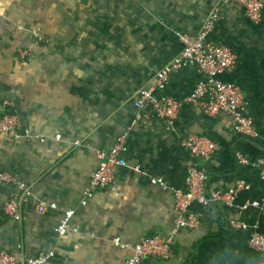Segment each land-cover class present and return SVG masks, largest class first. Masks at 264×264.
I'll use <instances>...</instances> for the list:
<instances>
[{"label": "crops", "instance_id": "1", "mask_svg": "<svg viewBox=\"0 0 264 264\" xmlns=\"http://www.w3.org/2000/svg\"><path fill=\"white\" fill-rule=\"evenodd\" d=\"M221 0H0V112L12 104L21 131L44 139L12 142L0 136V172L31 188L33 198L22 219L11 220L3 205L18 194L13 185L0 190V250L16 258L52 252L46 264H121L128 251L113 240L132 244L143 236L165 235L173 223L172 198L151 180L181 189L190 161L181 147L190 134L218 145L207 164V188L226 190L239 179L251 189L237 205L262 197L263 183L254 166H240L235 153L254 162L264 156V14L251 23L241 7L221 8L210 40L233 49L238 62L222 79L243 93L244 114L256 137L237 136L227 116H202L186 104L172 123L141 116L130 133L125 161L115 183L98 191L87 206L81 194L97 168L95 151L111 148L138 113L137 93L150 88L157 74L181 53L175 36L197 33ZM46 41L36 42V35ZM31 55L19 59V50ZM206 77L195 67L171 75L158 98L187 99ZM59 137V140H54ZM140 168L139 172L134 171ZM36 201L57 209L36 212ZM64 210L71 227L54 228ZM200 225L181 231L173 256L145 258L140 264H264V255L248 245L250 230H234L228 220L259 223L264 212L219 205L193 206Z\"/></svg>", "mask_w": 264, "mask_h": 264}, {"label": "built area", "instance_id": "2", "mask_svg": "<svg viewBox=\"0 0 264 264\" xmlns=\"http://www.w3.org/2000/svg\"><path fill=\"white\" fill-rule=\"evenodd\" d=\"M237 5L242 8L247 19L259 25L263 21L264 0H221L220 6L215 7L206 19L200 30L195 34L181 31L175 32V36L182 46L181 53L173 62L157 74L155 83L148 89H142L137 93L133 107L138 113L125 133L120 135L115 144L107 150L95 151L97 168L89 177L90 183L81 194L80 205L87 206L98 191H103L115 183L116 174L120 169L126 168L125 154L130 133L138 124L141 116L153 117L159 121L172 123L175 121L186 104H196L199 113L213 119L217 116H227L232 122V131L237 136L256 137L253 120L244 114V96L240 88L231 82L224 81L222 76L234 68L238 62V56L232 48L215 43L210 36L220 20L221 8L226 5ZM36 35V34H35ZM36 35V42L46 41ZM31 55L30 50H19V59L24 61ZM197 68L206 79L199 81L191 95L184 101L170 97L158 98L157 93H162L167 88L172 74L187 68ZM3 110L0 112V136L7 137L12 142L22 140L44 139L32 135L29 131H21L18 116L13 113L12 104L3 102ZM141 115V116H140ZM54 140H59L55 137ZM181 147L187 152L190 161L185 169L183 187L171 189L165 183L151 180L150 186L158 188L163 193H169L172 198L174 212L173 223L165 235L143 236L135 243H122L118 238L114 244L129 253L121 264H140L145 258H153L167 261L173 256L175 238L181 231H194L199 228L200 222L193 206L219 205L224 208H237L246 211L250 207L261 209L264 212V156L252 162L240 153H235V160L240 166L256 167L259 178L263 183L262 197L259 200L248 201L244 205H237L241 194L251 189L250 184L243 179L235 181L226 190H212L207 188V174L200 164L211 161L218 150V145L205 136L188 135L181 143ZM134 171L139 172L140 168ZM13 185L17 187L18 194L11 196L3 205V212L11 220L19 222L22 219L23 207L27 200L33 198L31 188L15 181L13 176L6 172H0V190L2 186ZM57 209L55 203L36 201V212L44 213ZM72 210H64L60 216L54 232L62 236L68 231L77 232L70 225ZM228 225L234 230H250L248 245L251 249L264 255V233L259 229L256 221L248 225L243 220L230 218ZM52 252H47L36 258H16L8 250H0V264H46Z\"/></svg>", "mask_w": 264, "mask_h": 264}, {"label": "rangeland", "instance_id": "3", "mask_svg": "<svg viewBox=\"0 0 264 264\" xmlns=\"http://www.w3.org/2000/svg\"><path fill=\"white\" fill-rule=\"evenodd\" d=\"M43 39V38H42ZM45 39V38H44ZM46 40V39H45Z\"/></svg>", "mask_w": 264, "mask_h": 264}]
</instances>
